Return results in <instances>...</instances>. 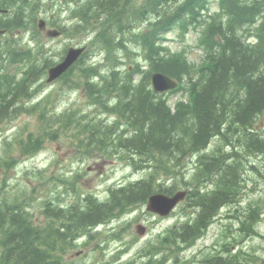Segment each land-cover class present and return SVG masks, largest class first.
I'll return each instance as SVG.
<instances>
[{
    "label": "trees",
    "instance_id": "16d2710c",
    "mask_svg": "<svg viewBox=\"0 0 264 264\" xmlns=\"http://www.w3.org/2000/svg\"><path fill=\"white\" fill-rule=\"evenodd\" d=\"M119 1L121 0H96L94 7L100 10L96 4H102L101 9L104 12L115 9L113 5ZM205 1L144 0L143 5L137 8L141 11L139 14L143 19H150L151 15L159 17L153 23L154 31L150 35L149 32L145 35L142 33L135 35L137 39L143 41L141 44L148 49V53L150 49L154 51L151 55L153 59L155 55L158 56L154 64L156 70L180 79L184 75L191 74L190 65L183 55L176 54L170 57L162 55L164 48L155 47L154 40L160 31L167 29L183 15L195 20L198 12L196 8L203 6ZM222 1L233 20L228 27L223 28L220 25L209 30L212 64L202 71L201 77L194 83L190 103L183 104L175 113H172L166 103L161 98L154 97L151 91H148L146 96L139 93L140 95H135V103H129L126 108L128 121L134 127L133 133L118 140L112 135L108 139L109 143L128 148L132 154H139L145 159L144 161L151 162L152 157L160 154L171 159L178 158L179 161L184 158H180L181 155H188L206 147L213 136L223 133L222 129L227 125V129L231 131L225 132V137H229L227 133H231V136L238 134V137L242 134L245 137L246 152L264 154V134L260 135L252 131L257 117L264 114V0ZM16 2L17 0H0V7ZM261 17L262 21L256 33L258 43L249 45L243 40V30L248 29V24L256 22ZM24 20L23 22L28 24V21ZM15 22V20H9L8 17H0V26H11ZM126 28L128 27L124 23L118 21L111 28L112 41L104 45L110 50L113 46L121 45L126 53L131 52L125 42ZM219 34L220 38L217 36ZM118 36H121L120 42L112 43ZM143 38L146 39L145 42ZM115 49L113 48L109 55L113 56L111 52ZM6 52L11 53L13 57L23 55V52L10 44L7 45ZM114 56L117 61L122 60L119 55ZM32 75L33 71L29 70L27 81ZM9 87L8 92L0 91V113L8 108L15 97L23 91L19 83H11ZM86 128L87 126H82L81 131ZM125 131L123 130L122 135ZM110 132L113 131L108 128L106 137L110 136L108 135ZM97 139L100 140L99 144L102 149L109 144L108 140ZM235 161L229 163L225 157L209 159L212 167L207 171V175L219 174L218 177L223 181L224 186L213 196L199 197L198 204L201 212L197 219V226L183 227L181 236L192 237L201 227L208 224L220 205L233 198L230 192L232 182L238 174V168H241V157H235ZM209 163L205 162V166ZM137 183L136 186L122 191V195L112 196L109 203L97 204L96 207L81 213L75 219H73L75 215L72 214L70 220L78 222L79 225L92 224L99 218L104 220L113 213L116 207L143 201L152 191L156 190L154 181L146 179ZM158 190L167 192L162 184L159 185ZM10 221L11 227L9 230L6 229L8 232L2 241L4 253L0 260L1 264H64L63 258L55 253V248L57 240L67 238L68 234L61 233L60 229L55 227L48 234L32 229L28 217L20 213H11ZM4 222V216L0 215V228ZM79 225L76 229L80 228ZM68 227L70 232L71 227ZM76 229L72 230L73 233ZM70 238H73V234ZM66 240L70 241L69 238ZM204 264H235V262L232 259L214 257Z\"/></svg>",
    "mask_w": 264,
    "mask_h": 264
},
{
    "label": "rangeland",
    "instance_id": "374dc122",
    "mask_svg": "<svg viewBox=\"0 0 264 264\" xmlns=\"http://www.w3.org/2000/svg\"><path fill=\"white\" fill-rule=\"evenodd\" d=\"M176 30L178 28L173 29L169 33V37H176ZM80 39L81 37H69L63 38L61 41L52 40L50 42L57 44L58 48L62 49L67 43H73L71 45L79 43ZM187 40V43L193 45L196 40L195 33H190ZM172 46L174 48L181 47V43H172ZM191 50L190 59L199 60L202 52L197 49ZM50 90L54 93L50 104L54 109L61 110L65 108L68 105V100L69 103H75L76 105H81L84 102V98L80 93L76 94V92L66 90V87L62 88L61 82L48 84L44 95ZM178 97L184 98L182 92L172 97L170 102H174ZM260 121H264V118ZM261 127H264V124L260 126V129ZM55 128L57 135L55 139L47 138V148L44 149L42 155L19 158L18 153L15 151L13 154L17 158L16 164H13L9 169L3 167V162L0 165V193L7 197H21L19 199L21 204H24L31 196L38 197L37 202L34 201L35 209H33L36 215L41 216L42 203L46 198V194L41 195V193L35 194L28 191V188L33 187L34 182H38L29 179L33 171L49 168L50 174H54V172L63 173L67 181L64 185L67 202H70L80 193L84 195L94 192L100 197H106L108 187L111 185L126 183L143 175V170L135 171L125 161L119 160L118 156L103 158L100 154L86 155L85 149L79 146L80 142L76 135L70 130L65 131L59 125ZM40 129L43 131L42 125L35 116L30 115H23L9 124H0V155L4 154L6 137H8L6 141H10L18 131L27 135L30 131L38 132ZM243 155V163L246 165L244 174L246 186L242 191V196H239L241 201L236 204L225 205L220 210L216 221L209 228L208 233L193 248L186 250L184 257L189 259L195 257L199 262L206 254L218 251L222 242H234V239L237 238L236 247L232 249L231 254H237L240 261L242 257L241 264H264V175H261L264 174V157ZM50 160L58 161V164L52 167V171ZM251 164H255L261 174L252 169ZM196 165V157H192L186 163V169H189L192 176L195 174ZM89 166L91 168H88ZM212 186L209 183L208 189ZM37 187L39 190L42 189L38 184ZM185 202L177 208L175 215L164 218L151 216L145 206L142 209L135 210L106 227H100V234L96 240L86 247L73 249L67 257L69 259L73 258L76 264H103L107 260L112 261L117 258H119V261L137 258L139 256L138 252L149 240L156 241L160 232H163L174 223L184 221L188 217L182 209ZM256 206H259L262 210V214H260L262 220L257 225V229L262 235L246 236V232H241L240 235L238 231L239 220L228 217V215H241L248 212L250 207ZM188 211L192 212L191 209ZM138 221L150 225L149 231L144 236H139L135 231ZM128 223L129 226L126 225ZM80 251H82L81 254L77 255L76 253ZM169 251L173 252V248H170Z\"/></svg>",
    "mask_w": 264,
    "mask_h": 264
},
{
    "label": "water",
    "instance_id": "95a60500",
    "mask_svg": "<svg viewBox=\"0 0 264 264\" xmlns=\"http://www.w3.org/2000/svg\"><path fill=\"white\" fill-rule=\"evenodd\" d=\"M154 82L158 89L161 88L164 89L169 86L170 80L166 76L156 74L154 78ZM182 196L183 194L180 193L176 196V199L181 198ZM176 199H169L167 197L158 195L152 199L151 207L161 212H167Z\"/></svg>",
    "mask_w": 264,
    "mask_h": 264
},
{
    "label": "bare ground",
    "instance_id": "6f19581e",
    "mask_svg": "<svg viewBox=\"0 0 264 264\" xmlns=\"http://www.w3.org/2000/svg\"><path fill=\"white\" fill-rule=\"evenodd\" d=\"M256 164V163H255Z\"/></svg>",
    "mask_w": 264,
    "mask_h": 264
}]
</instances>
